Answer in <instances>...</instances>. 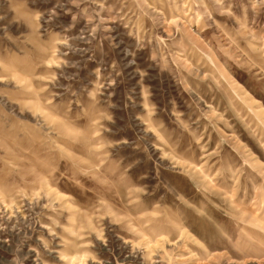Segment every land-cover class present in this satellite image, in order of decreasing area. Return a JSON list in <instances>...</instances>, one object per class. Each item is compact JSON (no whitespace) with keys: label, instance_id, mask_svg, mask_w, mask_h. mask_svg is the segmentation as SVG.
Listing matches in <instances>:
<instances>
[{"label":"rangeland","instance_id":"obj_1","mask_svg":"<svg viewBox=\"0 0 264 264\" xmlns=\"http://www.w3.org/2000/svg\"><path fill=\"white\" fill-rule=\"evenodd\" d=\"M0 264H264V0H0Z\"/></svg>","mask_w":264,"mask_h":264}]
</instances>
